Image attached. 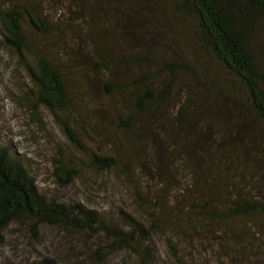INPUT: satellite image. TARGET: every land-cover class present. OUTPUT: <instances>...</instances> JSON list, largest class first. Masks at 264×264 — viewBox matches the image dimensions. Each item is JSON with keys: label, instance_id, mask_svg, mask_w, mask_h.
I'll return each mask as SVG.
<instances>
[{"label": "trees", "instance_id": "trees-1", "mask_svg": "<svg viewBox=\"0 0 264 264\" xmlns=\"http://www.w3.org/2000/svg\"><path fill=\"white\" fill-rule=\"evenodd\" d=\"M103 1L109 18L97 17L95 1L92 6L86 0H0V51L26 71L33 84L26 101L33 110L52 115L61 132L85 152V160L76 162L60 148L52 159L55 182L70 185L81 175L79 165L94 174L122 176L147 221L130 210L101 211L47 196L20 155L0 145V249L5 230L16 222L29 226L32 236L43 224L84 235L94 241L84 254L92 264H102L110 252L142 248L154 262L155 235L172 264H210L202 262L207 254L214 255L212 264H258L256 255L264 246L259 241L264 233V180H259L264 171V0H168L172 14L192 26L184 36L193 37L214 69L194 60V51L182 55L168 49L169 59L154 70L156 53L122 48L110 38L111 32H127L116 27L114 3L120 1L123 11L129 0ZM148 2L159 7L158 0ZM137 63L138 69L127 73ZM186 75L198 83L197 92L186 89ZM209 93L219 99L229 122L200 131L190 108ZM164 108L178 116L180 125L186 121L189 131L179 149L181 171L163 180L158 168L167 165L157 161L169 152L154 149L155 161L148 153ZM223 124L226 130L219 133ZM84 137L97 140L96 152L83 145ZM137 146L145 153L132 156ZM171 181L184 183L192 198L186 205L166 201ZM30 264L58 261L42 257Z\"/></svg>", "mask_w": 264, "mask_h": 264}, {"label": "rangeland", "instance_id": "rangeland-1", "mask_svg": "<svg viewBox=\"0 0 264 264\" xmlns=\"http://www.w3.org/2000/svg\"><path fill=\"white\" fill-rule=\"evenodd\" d=\"M86 1L92 3V6H95L94 1L99 5L95 6L98 18L102 15L104 18H109L107 13L109 7L104 3L105 1ZM158 3L159 7L151 8L148 0H129V6H126L122 11L120 1H116L114 3L118 10L115 18L116 27L122 32H127L124 35L119 32L118 36H114L111 32L110 38L117 39L122 48L131 49L134 46L142 51L156 53V60L152 63L153 70L160 68L161 64L169 59L170 50L168 49L182 55L186 51L188 54L194 51L196 52L193 55L194 60H197L202 66L203 63H206L214 69V65L203 57L204 55L193 37L191 40L184 36L186 32L188 33L192 29L189 21L174 16L170 10L168 0H158ZM104 20L107 21V19ZM169 20L172 24L169 23ZM175 28H179L182 33H178ZM128 32H131V34H128ZM126 36H128V40L123 41V37ZM185 42H187V45ZM44 43V40H40V44ZM140 64H130L126 70L127 73H134ZM123 75L126 74L123 73ZM186 76H188L185 78L184 84L186 89L197 92L198 83L190 75ZM29 89H33V84L28 79L26 71L16 63L10 53L0 51V145L8 147L14 153L20 155L23 164L34 176V182L38 190L58 201L69 202L74 200L101 211L108 209L115 211L116 207L121 210H130L140 220L147 221L145 208L139 206L133 200L132 188L124 182L122 176L102 172L94 174L83 165H79L81 175L70 185L60 186L55 182L52 174L54 168L52 159H55L57 151L60 148L65 149L67 154L72 155V158L75 157L73 159L76 162L84 159L83 153L85 152L70 142L66 135L61 132L58 122L52 115L43 109H39L38 113L33 110L26 101ZM76 95L78 96V93L74 94L75 97H77ZM190 96L194 97L192 94ZM218 100L209 93L208 98H202V101L196 100L192 105L190 110L198 115V119L195 120L197 130L205 131L208 126L212 129L217 123L229 122V118L224 116L225 109ZM229 105L233 106L232 103ZM163 110L165 113L161 122L158 123L160 126L153 129L152 138L148 135L152 144L149 147L151 152L148 155L149 157L152 155L155 161L154 149L160 147L169 152L168 155L162 152L160 159L157 161L169 167L162 166L158 168L160 177L164 180L170 176L169 173L181 171L180 163L182 161H179L182 159V155L179 153V149L187 138L186 132L189 131V128L186 121L180 125L181 122H178V116L175 113L166 108ZM228 114H231V111ZM104 123V121H101L97 124L100 130L106 128ZM224 125L218 129L219 133L226 130L223 128ZM76 126L80 128L77 124ZM87 127L90 129V126ZM166 134H168V137H172V140H168ZM126 135L128 137L130 133ZM128 140H132V137H128ZM81 141L85 147L96 152L98 142L94 137H84ZM142 149L137 146L130 154L132 156H135L134 153L136 152L143 154L145 152ZM262 152L264 153V149ZM221 162L232 164L230 161L221 160ZM176 163L177 166L175 167L177 169L175 171L172 168ZM199 164L201 162L196 161L195 167L200 172ZM164 172L167 174L164 175ZM259 180H264V171L259 175ZM100 182L104 184H100ZM220 183L229 186V183L222 181ZM176 184H173L172 181L167 183L166 186L170 187L166 192V201L170 205L176 206L179 205L180 200L182 205H186V202H189L192 198L184 190L183 182ZM31 233L29 226L26 224L11 223L4 233L5 242L0 249V264H30L32 261H39L42 257L54 258L58 261V264H92L84 254H86L88 246H93L94 241L87 240L84 235L69 234L58 227L45 224L38 227L36 236H32ZM259 241L264 242V233L260 236ZM151 245L150 252L153 255L154 262H150L144 256L142 248L135 252L123 249L110 252L102 264H172L165 259L163 242L158 236L153 237ZM258 252L256 255L259 259L257 263L264 264V246ZM202 262L212 264L215 262V257L213 254H207L206 258L205 256L202 258Z\"/></svg>", "mask_w": 264, "mask_h": 264}]
</instances>
